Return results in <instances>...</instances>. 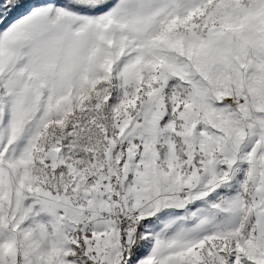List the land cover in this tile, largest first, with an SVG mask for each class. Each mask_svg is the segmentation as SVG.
Instances as JSON below:
<instances>
[{"label": "snow or ice", "instance_id": "1", "mask_svg": "<svg viewBox=\"0 0 264 264\" xmlns=\"http://www.w3.org/2000/svg\"><path fill=\"white\" fill-rule=\"evenodd\" d=\"M0 264H264V0H0Z\"/></svg>", "mask_w": 264, "mask_h": 264}]
</instances>
